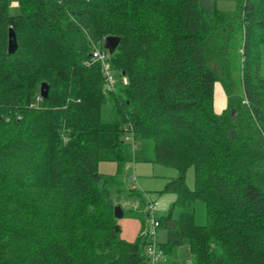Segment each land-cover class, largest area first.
I'll return each mask as SVG.
<instances>
[{
    "label": "trees",
    "instance_id": "trees-1",
    "mask_svg": "<svg viewBox=\"0 0 264 264\" xmlns=\"http://www.w3.org/2000/svg\"><path fill=\"white\" fill-rule=\"evenodd\" d=\"M18 2L12 15L10 0H0V264H157L147 207L163 191L175 195L157 217L168 230L159 246L168 263L182 264L186 245L192 264H264V0L213 14L200 0ZM234 18L243 87L234 93L224 82L227 105L217 112L223 80L210 63L228 68ZM107 36L121 37L109 53L113 90L92 56L95 47L108 51ZM140 160L179 175L153 197L136 186L115 192L126 166ZM101 161L115 162L116 174L100 172ZM122 195L140 201L133 242L116 230Z\"/></svg>",
    "mask_w": 264,
    "mask_h": 264
},
{
    "label": "rangeland",
    "instance_id": "rangeland-1",
    "mask_svg": "<svg viewBox=\"0 0 264 264\" xmlns=\"http://www.w3.org/2000/svg\"><path fill=\"white\" fill-rule=\"evenodd\" d=\"M225 2V0H223ZM232 2L235 4L234 10H225L228 12H235L238 6L239 0H226V2ZM201 7L207 13L213 14L216 11L217 5H224L222 0H200ZM226 5V3H225ZM220 8V7H219ZM10 13L12 15H16L20 13V5L18 0H10ZM232 25L234 26L232 34H226V38L228 41V48L226 49L223 57L225 56L228 68L223 71V69L219 66L214 65V63H210V66L215 68L220 79L217 84V94H218V102H223L226 98V91L224 87V82L226 84H233V92L241 93L243 83H242V74H243V56H242V30L240 27L241 20L232 19ZM208 57H210V53H208ZM258 59L262 62V72L264 74V45L261 46L258 52ZM113 74L118 81V73L113 70ZM116 81V82H117ZM126 140L129 144H133L134 139L131 133L126 135ZM141 142V147L144 144V141ZM151 159L154 157V149H150L147 154ZM117 164L115 162L110 161H101L99 164V171L105 174H116L117 172ZM179 175V170L171 165L154 162L152 160H140L137 162L129 163L123 174V179L125 181V186L119 187L116 185L114 187L115 192L122 191V189L130 188V187H138L139 191L149 192V194L153 197L156 192H160L165 189L167 182L175 178ZM130 176H134L137 180L130 179ZM186 182L190 188L195 187L196 178H195V170L193 167H190L186 173ZM121 193V192H120ZM119 193V194H120ZM160 196L157 197L158 205L156 210V216H160L166 214L171 203L175 199V195L169 192H160ZM122 207L125 209V215L123 218L118 219V224L121 229V237L127 241L133 242L137 239L139 233L142 229V219L137 216L138 210L137 207L140 205V201L136 199H131L129 196H123L120 198ZM138 205V206H137ZM134 209V210H131ZM141 211V210H139ZM142 212V211H141ZM151 225L150 221L147 222L146 228H149ZM157 243H158V251L161 249L159 246L168 241V230L165 227H161L158 229V233L156 235ZM178 260L182 264H192V255L188 246L183 245L179 248L178 251ZM157 264H170L168 263L165 255H160Z\"/></svg>",
    "mask_w": 264,
    "mask_h": 264
},
{
    "label": "built area",
    "instance_id": "built-area-1",
    "mask_svg": "<svg viewBox=\"0 0 264 264\" xmlns=\"http://www.w3.org/2000/svg\"><path fill=\"white\" fill-rule=\"evenodd\" d=\"M92 56H93L94 61H100L102 63V72L105 78L107 88L109 90H113L116 85V77L113 74V70L110 65L109 52L103 49H100L99 47H95L92 51ZM41 99H42V96H38V100H41ZM130 178H132V176H130ZM133 179H135V177ZM157 205H158L157 201L150 199L148 207H147L149 210L150 222H151V225L149 228L150 229L149 235L152 237V239H155L158 233L159 220L156 216ZM148 253L150 254V257L154 263L157 262L160 258V255H162L161 250L158 251V246L155 241L150 244L148 248Z\"/></svg>",
    "mask_w": 264,
    "mask_h": 264
},
{
    "label": "water",
    "instance_id": "water-1",
    "mask_svg": "<svg viewBox=\"0 0 264 264\" xmlns=\"http://www.w3.org/2000/svg\"><path fill=\"white\" fill-rule=\"evenodd\" d=\"M121 40V37L119 36H107L104 42V48L108 50L110 54H113L116 50L119 42ZM19 47V40L16 31L13 27L9 29V41H8V52L14 53L18 50ZM49 93V85L46 82H43L41 85V95L46 98ZM115 217L117 219L123 218L125 215V211L121 205H116L115 209ZM120 227L117 226L116 230H119Z\"/></svg>",
    "mask_w": 264,
    "mask_h": 264
},
{
    "label": "crops",
    "instance_id": "crops-1",
    "mask_svg": "<svg viewBox=\"0 0 264 264\" xmlns=\"http://www.w3.org/2000/svg\"><path fill=\"white\" fill-rule=\"evenodd\" d=\"M222 2L224 3V5L223 6L220 5L219 6L220 8L217 5V8L220 10H223V11H225L226 9L227 10H234V8H236L235 4H233L232 2H228V1L226 2V0H225V2L222 0ZM225 3H226V5H225ZM226 105H227V96H226L225 100H223V102H218V94H217V90H216V102H215L216 111L221 112L226 107Z\"/></svg>",
    "mask_w": 264,
    "mask_h": 264
}]
</instances>
